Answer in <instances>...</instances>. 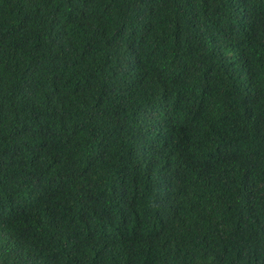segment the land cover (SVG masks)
I'll use <instances>...</instances> for the list:
<instances>
[{"label": "trees", "instance_id": "16d2710c", "mask_svg": "<svg viewBox=\"0 0 264 264\" xmlns=\"http://www.w3.org/2000/svg\"><path fill=\"white\" fill-rule=\"evenodd\" d=\"M0 264H264V0H0Z\"/></svg>", "mask_w": 264, "mask_h": 264}, {"label": "bare ground", "instance_id": "6f19581e", "mask_svg": "<svg viewBox=\"0 0 264 264\" xmlns=\"http://www.w3.org/2000/svg\"><path fill=\"white\" fill-rule=\"evenodd\" d=\"M22 68H23V67H22ZM27 88H28V87H27ZM67 96H68V95H67ZM68 98H69V97H68ZM77 98H80V97H77ZM76 100H77V99H76ZM79 100H80V99H79ZM52 104H53V103H52ZM82 104H83V103H82ZM103 105H104V104H103ZM108 105H109V104H108ZM69 106H70V105H69ZM84 106H85V105H84ZM105 106H106V105H105ZM105 106H104V107H105ZM85 107H86V106H85ZM69 108H70V107H69ZM69 108H68V109H69ZM114 108H115V107H114ZM119 108H120V107H119ZM126 109H127V108H126ZM106 110H107V109H106ZM112 110H113V108H112ZM112 110H111V111H112ZM117 110H118V109H117ZM92 111H93V110H92ZM125 111H126V110H125ZM53 112H54V111H53ZM126 112H127V111H126ZM98 113H99V112H98ZM118 113H119V112H118ZM122 113H123V112H122ZM101 114H102V113H101ZM89 115H90V114H89ZM102 115H103V114H102ZM125 116H126V115H125ZM69 117H70V116H69ZM97 118H98V117H97ZM64 120H65V119H64ZM131 120H132V119H131ZM98 121H99V120H98ZM107 121H108V120H107ZM76 122H77V121H76ZM122 122H123V121H122ZM129 122H130V121H129ZM100 123H101V122H100ZM64 124H65V123H64ZM74 124H76V123H74ZM105 124H106V123H105ZM105 124H104V125H105ZM110 124H111V123H110ZM125 124H126V126L128 125L127 123H125ZM112 125H113V124H112ZM60 126H62V125H60ZM106 127H107V126H106ZM110 127H111V126H110ZM136 127H137V126H136ZM75 128H76V127H75ZM100 128H101V127H100ZM112 128H113V127H112ZM73 129H74V128H73ZM73 129H72V130H73ZM104 129H105V128H104ZM134 129H135V128H134ZM110 130H111V129H110ZM125 131H126V130H125ZM127 131H128V130H127ZM108 132H109V131H108ZM123 133H124V132H123ZM128 133H129V132H128ZM80 134H81V133H80ZM86 134H87V133H86ZM88 134H89V133H88ZM89 135H90V134H89ZM120 136H121V135H120ZM95 137H96V136H95ZM108 139H109V138H108ZM119 140H120V139H119ZM122 140H123V139H122ZM112 143H113V142H112ZM121 143H122V141H121ZM121 143H120V144H121ZM117 144H118V143H117ZM115 145H116V144H115ZM121 145H122V144H121ZM153 145H154V144H153ZM124 148H125V147H124ZM166 156H167V155H166ZM166 156H165V157H166ZM164 159H165V158H164ZM154 160H155V159H154ZM152 161H153V160H152ZM159 161H160V160H159ZM174 169H175V168H174ZM176 174H177V173H176ZM132 185H133V184H132ZM127 214H128V213H127ZM134 222H135V221H134ZM133 224H134V223H133Z\"/></svg>", "mask_w": 264, "mask_h": 264}]
</instances>
